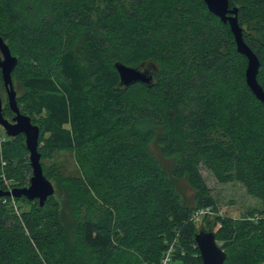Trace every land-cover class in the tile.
<instances>
[{"label": "trees", "instance_id": "1", "mask_svg": "<svg viewBox=\"0 0 264 264\" xmlns=\"http://www.w3.org/2000/svg\"><path fill=\"white\" fill-rule=\"evenodd\" d=\"M236 5L264 88V0ZM230 29L204 0H0L39 150H71L79 169L43 206L0 196V264H160L172 245L170 264H203L196 232L214 226L225 264H264V103ZM116 62L154 65L152 85L121 86ZM25 140L0 144V191L30 183ZM202 165L262 207L216 215ZM203 208L216 216L198 228Z\"/></svg>", "mask_w": 264, "mask_h": 264}, {"label": "water", "instance_id": "2", "mask_svg": "<svg viewBox=\"0 0 264 264\" xmlns=\"http://www.w3.org/2000/svg\"><path fill=\"white\" fill-rule=\"evenodd\" d=\"M208 9L218 16L224 23H229L237 51L248 59L245 76L246 82L253 94L264 103V88L259 84L258 74L260 59L244 38V28L239 21V7L230 6V0H204ZM18 58L12 54L8 43L0 35V68L3 83L8 95L9 107L14 116L8 119L4 116L3 99L0 91V125L3 126L8 136L25 135L26 147L29 151V160L32 167L30 183L25 187H13L0 191V196L26 197L29 200H39L43 206L50 195L55 193L54 184L44 173L41 162L42 154L39 150L40 127L32 122L30 115L23 113L18 105V95L13 82V70L17 66ZM115 66L120 74V85L129 86L136 82L152 85L156 67L154 65L129 66L123 62H116ZM196 242L199 247L203 264H225L226 252L218 244L214 231L199 230L196 232Z\"/></svg>", "mask_w": 264, "mask_h": 264}, {"label": "rangeland", "instance_id": "3", "mask_svg": "<svg viewBox=\"0 0 264 264\" xmlns=\"http://www.w3.org/2000/svg\"><path fill=\"white\" fill-rule=\"evenodd\" d=\"M245 27V26H244ZM2 79V73L0 70V90H1V96L3 99V106L5 108L6 115L8 114V119H11L13 116H10L9 112V101H8V95L5 91L4 84ZM14 84L15 88L18 93L20 106L23 108L26 113H30L27 106V92L26 90L21 86L19 79L17 76L14 77ZM11 111V110H10ZM10 114V115H9ZM35 120V122L39 123L40 116L34 115L30 113ZM14 115V114H13ZM7 118V117H6ZM20 138H22L20 136ZM0 144L4 143L6 141V134L5 130L2 125H0ZM41 147V144L39 145ZM148 151L151 154V156L156 160V162L160 165L167 166L171 164L173 161V157H165L162 155L161 148L157 145V143H151L148 146ZM42 152V165L45 171L46 176L52 181V183L58 187V184L60 185L65 184V180L68 178H72L78 175L79 169L76 162L75 154L71 150H56L52 152L45 153L43 150ZM175 160V157H174ZM201 171L203 176L206 178L208 186L211 188L212 195L216 200V215H223V216H231V217H240L244 216L247 212L254 208H259L261 206V201L250 195L247 191V188L245 187L244 183H241L239 181H229L226 183L218 181V179L215 177V175L204 165L201 166ZM32 175V174H31ZM29 180L30 177L28 176ZM5 184L8 186V189H12V185L14 184V181L10 179H5ZM13 204L15 207L17 204H21L23 207H25L26 204L23 202L17 203L15 200H13ZM216 215H212V217H207L202 219L201 217H198L197 227L201 228L203 225H206L209 227L211 222H214V217ZM210 222V223H209ZM212 224V223H211ZM217 227L214 226L212 229L213 231H216ZM208 230V229H207ZM210 231V230H209ZM222 241H219L218 244L222 245ZM174 264V263H173Z\"/></svg>", "mask_w": 264, "mask_h": 264}, {"label": "built area", "instance_id": "4", "mask_svg": "<svg viewBox=\"0 0 264 264\" xmlns=\"http://www.w3.org/2000/svg\"><path fill=\"white\" fill-rule=\"evenodd\" d=\"M1 141V139H0ZM11 189V188H10ZM206 213H213V210L211 208H203L200 209L198 212H196L195 214V218L203 215V214H206ZM173 245L169 248V250L167 251V253L163 256V259L161 261L160 264H170V261L172 259V253H173ZM147 264H151V263H147Z\"/></svg>", "mask_w": 264, "mask_h": 264}]
</instances>
